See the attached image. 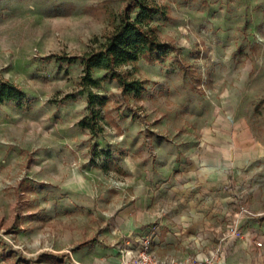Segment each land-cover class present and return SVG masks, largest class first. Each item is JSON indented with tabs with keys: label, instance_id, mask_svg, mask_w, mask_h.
Returning a JSON list of instances; mask_svg holds the SVG:
<instances>
[{
	"label": "rangeland",
	"instance_id": "rangeland-1",
	"mask_svg": "<svg viewBox=\"0 0 264 264\" xmlns=\"http://www.w3.org/2000/svg\"><path fill=\"white\" fill-rule=\"evenodd\" d=\"M131 1L0 0V74L25 92L23 103L0 101V264L40 253L42 264H76L78 244L111 229L126 161L155 163V143L170 147L203 118L255 153L229 193L246 192L264 261V0H154L165 9L154 24L179 52L124 67L146 79L140 98L104 78L94 120L81 60L59 56L99 45Z\"/></svg>",
	"mask_w": 264,
	"mask_h": 264
},
{
	"label": "crops",
	"instance_id": "crops-1",
	"mask_svg": "<svg viewBox=\"0 0 264 264\" xmlns=\"http://www.w3.org/2000/svg\"><path fill=\"white\" fill-rule=\"evenodd\" d=\"M195 125L170 147L155 143V163L126 161L125 197L113 201L111 229L78 244L72 252L76 264H112L120 244L137 251L144 235H150L159 255L204 258L220 245L230 264H264L256 245L261 240L256 215L240 218V237H226L236 207L230 187L239 189V174L251 164L254 152L227 125L213 131L207 129L206 118ZM103 238L112 246L103 248Z\"/></svg>",
	"mask_w": 264,
	"mask_h": 264
},
{
	"label": "trees",
	"instance_id": "trees-1",
	"mask_svg": "<svg viewBox=\"0 0 264 264\" xmlns=\"http://www.w3.org/2000/svg\"><path fill=\"white\" fill-rule=\"evenodd\" d=\"M135 8L137 11L133 15ZM164 12V6L157 1L132 0L125 6L119 23L105 35L99 45L79 55L59 56L60 60H81L84 71L82 84L88 92V107L94 120L99 117L100 109L108 100V96L93 90L104 78H115L123 93L133 92L136 98H140L146 88V79L124 67L131 65L137 69V62L141 58L148 62H164L170 53L178 54V45L163 39L154 24V16ZM95 68L105 70L101 78L94 77ZM24 99L25 92L21 87L0 74V101L15 100L23 103ZM43 255L40 253L36 258L23 257V260L26 264H42Z\"/></svg>",
	"mask_w": 264,
	"mask_h": 264
},
{
	"label": "built area",
	"instance_id": "built-area-1",
	"mask_svg": "<svg viewBox=\"0 0 264 264\" xmlns=\"http://www.w3.org/2000/svg\"><path fill=\"white\" fill-rule=\"evenodd\" d=\"M237 210L227 223L226 237L235 240L241 236L240 218L244 215H255L249 205L244 201L243 195L238 191L233 194ZM256 245H262V240H256ZM119 257L112 264H230L225 257L223 248L217 246L209 255L204 258L195 256H176L172 254L159 255L153 248L150 235H144L139 240V249L130 251L127 244H120L118 248Z\"/></svg>",
	"mask_w": 264,
	"mask_h": 264
}]
</instances>
